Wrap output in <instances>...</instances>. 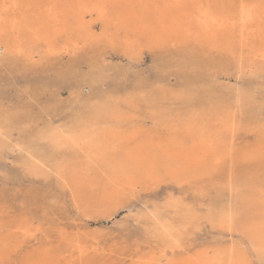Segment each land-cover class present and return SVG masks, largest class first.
Here are the masks:
<instances>
[{
	"label": "rangeland",
	"instance_id": "rangeland-1",
	"mask_svg": "<svg viewBox=\"0 0 264 264\" xmlns=\"http://www.w3.org/2000/svg\"><path fill=\"white\" fill-rule=\"evenodd\" d=\"M112 23L93 17L91 35L66 34L55 52L42 48L31 57L15 48L2 51L0 41V239L15 242L20 221L35 220L52 233L51 250L38 253L51 264H143L160 257L166 230L187 241L175 256L171 248L164 253L180 262L230 244L241 248L245 237L223 230L220 218L235 198L264 197L260 40L249 37L251 49L241 46L239 54H231L206 43L195 29L188 37L156 42L115 34ZM235 37L241 45L238 33ZM106 108L117 115H98L97 127L141 137L157 134L168 147L186 145L188 124L212 114L228 118L232 138L210 179L201 174L178 184L159 175L138 185L135 199L126 188L107 201L95 191L93 201L76 203L63 183L35 170L29 154L31 149L36 158L63 160L66 151L22 129L35 124L69 129ZM49 164L56 167L55 159ZM121 200L130 205L128 212L113 211ZM52 207L55 215H45ZM7 259L8 252L0 255V262Z\"/></svg>",
	"mask_w": 264,
	"mask_h": 264
},
{
	"label": "bare ground",
	"instance_id": "bare-ground-1",
	"mask_svg": "<svg viewBox=\"0 0 264 264\" xmlns=\"http://www.w3.org/2000/svg\"><path fill=\"white\" fill-rule=\"evenodd\" d=\"M5 5L9 6L7 10ZM263 13L264 0H0V15L7 21L6 31L0 32V41L5 44L2 51L15 48L30 57L40 53L42 48L47 53L55 52L58 38L66 34L80 38L91 35L94 29L91 21L95 17L106 25L113 22L115 34L119 31L124 36L139 34L156 42L168 37L185 38L195 29L206 43L231 54H239L241 46L251 49L247 38L257 36L261 48L258 49L259 57L264 60ZM236 33L241 45L234 40ZM100 114L114 117L117 111L113 108L96 109L86 124L76 120L67 129L79 131L88 141L79 147L60 134L56 138L62 147L43 139L53 149L66 151L63 161L72 182L69 187L73 190L67 188L73 197L75 195L76 203L93 201L91 195L95 191L107 201L122 189L127 188L129 192L148 178L158 180L159 175L180 184L205 174L201 160L209 139L215 142L219 161L232 138L229 136L230 123L223 115L195 118L187 126L188 143L168 147L162 145L157 134L141 137L118 132L115 128L97 127L94 121ZM2 126L4 122L0 117V128ZM260 154L262 152L257 151V155ZM230 207L237 213L232 231L228 230L229 220L224 215V210ZM262 220L264 197L246 196L235 198L223 209L220 224L227 233L240 234L249 243L254 241L259 246ZM5 240L0 239V255L6 253ZM236 244L199 258L191 256L181 262L216 264L220 259H228L232 255V246ZM235 251L238 258L241 248L236 246Z\"/></svg>",
	"mask_w": 264,
	"mask_h": 264
},
{
	"label": "snow or ice",
	"instance_id": "snow-or-ice-1",
	"mask_svg": "<svg viewBox=\"0 0 264 264\" xmlns=\"http://www.w3.org/2000/svg\"><path fill=\"white\" fill-rule=\"evenodd\" d=\"M8 7L9 6L5 5V10H7ZM249 19H251L250 14ZM6 24V19L0 15V32L6 31ZM242 71L243 69L241 68V72ZM262 79H264V75H262ZM262 123H264V120H262ZM22 133L26 136H30L34 140L47 139L56 147L63 146L61 141L56 138L57 134L63 135L67 140L71 141V143L77 147H79L82 142H88L77 130H67L61 128L52 129L50 127H40L39 124L25 125L24 129H22ZM20 150L23 151V149ZM29 154L30 158L33 159L34 165L36 166L35 170H42L44 175L55 177V179L63 183L65 187H69L71 185L72 182L67 176L68 169L65 166V162L63 160L55 157H49L48 159H45L42 156L36 158L34 154L31 153V149H29ZM50 159H55L56 167H52L49 164ZM218 163L219 161L216 158L215 142L209 139L206 151L204 152L201 160V167L205 173L204 179H210L213 177L216 172V164ZM29 170H33L32 165H29ZM69 190L71 191L73 189L69 187ZM137 191V188H132V190L127 194L128 197L135 199ZM53 203H55V201H53ZM121 208H123L125 212H128L130 205L127 204L126 200L118 201L113 208V211H119ZM56 212L57 209L52 207L45 212V215H55ZM224 215L229 220L228 230L232 231L235 225L237 213L233 208L230 207L229 209L224 210ZM209 220L215 224L214 217L210 216ZM14 232L17 236L15 242L9 241L7 239L4 242V251L9 253V259L0 262V264H51L50 261L38 258V253L51 250L53 242L52 233L46 231L41 223H38L35 220H32L31 222H28L27 220H21L20 225L14 229ZM42 237L46 244L42 243ZM182 245H187V241L185 239L181 238L179 235H176L174 232L166 230L163 237L160 257L158 259L153 258L151 260H147L143 262V264H182V262L176 261L175 259H169L164 254L167 252L168 248H171L172 254L175 256L176 249L181 248ZM235 249L236 246L233 245L232 255L226 260H218L216 264H264V220H262L260 224L259 246H257L254 241L251 243L246 241L245 244L241 246V254L238 258L236 256ZM19 253H25L23 258H11L12 254Z\"/></svg>",
	"mask_w": 264,
	"mask_h": 264
}]
</instances>
